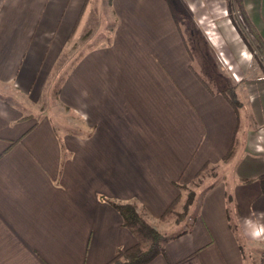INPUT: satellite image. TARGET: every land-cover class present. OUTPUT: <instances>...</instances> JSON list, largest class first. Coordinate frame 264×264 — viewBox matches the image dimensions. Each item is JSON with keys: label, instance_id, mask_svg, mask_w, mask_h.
Here are the masks:
<instances>
[{"label": "crops", "instance_id": "1", "mask_svg": "<svg viewBox=\"0 0 264 264\" xmlns=\"http://www.w3.org/2000/svg\"><path fill=\"white\" fill-rule=\"evenodd\" d=\"M89 1L0 0V264H107L137 243L112 202L163 222L239 138L233 178L212 183L189 227L146 264H247L243 242L264 245V77L237 84L240 108L208 89L171 0H111L109 41L61 67L58 100L77 131L60 135L18 101L40 99ZM245 7L264 41V0Z\"/></svg>", "mask_w": 264, "mask_h": 264}, {"label": "rangeland", "instance_id": "2", "mask_svg": "<svg viewBox=\"0 0 264 264\" xmlns=\"http://www.w3.org/2000/svg\"><path fill=\"white\" fill-rule=\"evenodd\" d=\"M171 1L181 25L182 33L187 40V45L190 51H192L194 68L213 90L228 86H238V83L250 80L253 77L255 78V75L258 74L264 77L259 59L255 54L259 55L260 61L263 63L264 59L256 49V42L247 30L239 10L234 8L237 24L243 28L255 49H251L240 35L234 24V20L229 15V0ZM89 8L81 20L74 38L68 44L65 53L62 54V58H60L54 74L50 76V80L42 95H40V99L36 103L26 95H22L23 97L20 100L18 99L24 106L26 113L32 114V117L40 119L41 116L47 114L60 135L68 131H77L79 123L78 115L71 113L58 100L59 82L62 81V77L68 69V66H66L64 71L59 74L64 68L61 67L70 61L73 62L79 54H83L90 48L108 42L111 36V29L115 23V17L111 9V0H90ZM226 24H228L238 44L243 47V55H241V52L234 51L232 47L231 50L223 42V33L227 31L225 30ZM229 57H231L230 63L227 60ZM250 63L253 66L252 71L249 74H244L245 70H247L246 68L249 69ZM240 68L242 72H240ZM236 72L237 75H235ZM52 80L54 82V90L53 87L50 89V82ZM240 107L241 105L238 106V108ZM241 146L242 140L239 138L237 139L236 149L231 158H227L220 165L209 167L199 180L184 187V196L178 206L176 205L174 214L163 222L155 223V226L165 236L176 235L185 227H189L191 222L190 216H193L199 210L200 197L209 190L212 183L224 178L227 174H230L229 177L233 178L236 161L240 158L243 151ZM227 180L229 179L227 178ZM190 191H194L195 193L194 200L188 209L187 216L181 219L179 214L184 211V205ZM257 241L250 240L251 243L248 244L244 241L242 244L247 264H257L258 261L254 257L255 248L260 249V255H264L263 242Z\"/></svg>", "mask_w": 264, "mask_h": 264}, {"label": "trees", "instance_id": "3", "mask_svg": "<svg viewBox=\"0 0 264 264\" xmlns=\"http://www.w3.org/2000/svg\"><path fill=\"white\" fill-rule=\"evenodd\" d=\"M229 15L234 20V24L237 27L240 35L247 43V45L251 49H256L262 55L264 59V41L260 36L257 28L255 27L254 23L252 22L246 7H245V0H229ZM234 8L238 9L247 30L253 36L255 40V47L253 43L248 39L247 34L244 32L243 28L237 24L235 15H234ZM256 57L259 59L261 69L264 73V63L260 61L259 55L255 54ZM199 75V74H198ZM200 79L204 82V84L213 91V89L209 86V84L199 75ZM237 86H228L220 91L223 92L228 100L234 105L238 107L240 105V101L237 98ZM210 166H205L197 175L194 182L199 180L205 171L208 170ZM262 179L264 178L261 177ZM195 193L194 191H190L186 204L184 205V211L179 214V217L182 219L187 216L188 209L190 205L193 203ZM112 204L116 207V209L121 213L124 221V225L128 227L136 236L137 243L125 249L118 250L115 257L108 262L107 264H146L156 256L165 253V243L168 242L170 239H173L178 236H165L163 232H161L155 225L151 224L143 215L138 211L135 204L132 203H117L112 202ZM176 211V203H173L165 212V214L160 219L161 221H165L169 216L173 215ZM182 221V220H181Z\"/></svg>", "mask_w": 264, "mask_h": 264}]
</instances>
